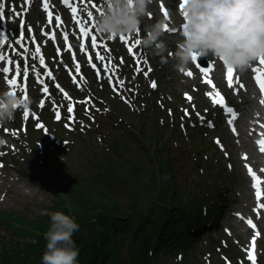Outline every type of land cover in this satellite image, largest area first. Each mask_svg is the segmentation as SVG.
I'll list each match as a JSON object with an SVG mask.
<instances>
[{"label": "clouds", "instance_id": "1", "mask_svg": "<svg viewBox=\"0 0 264 264\" xmlns=\"http://www.w3.org/2000/svg\"><path fill=\"white\" fill-rule=\"evenodd\" d=\"M152 3L153 0H107L96 28L108 37L136 33ZM182 15L183 38L172 54L181 72L193 63V54L218 58L238 72L246 71L264 55V0H186ZM144 32L142 45L161 56V63H167L164 54L168 49L161 39L163 22L146 25ZM21 103L17 95L0 91V124L11 121ZM50 216L42 264H79V249L72 239L79 225L63 212Z\"/></svg>", "mask_w": 264, "mask_h": 264}, {"label": "trees", "instance_id": "2", "mask_svg": "<svg viewBox=\"0 0 264 264\" xmlns=\"http://www.w3.org/2000/svg\"><path fill=\"white\" fill-rule=\"evenodd\" d=\"M92 162L102 164L97 159ZM152 170L155 171L153 166ZM59 176L53 171H46L44 175L47 184L58 182ZM112 176H115L114 171L105 174L107 180L103 183L90 181L85 186L81 179H68L70 188L68 186L62 192L52 188L50 209L72 216L79 225L72 239L79 249L78 261L82 264H139L140 251H144L158 225L156 215L143 209L135 194L131 195L130 188V197L117 201ZM149 186L155 188L151 181ZM165 210L170 212L167 208ZM50 214L33 221L13 214L4 216L3 222H7L17 236L27 235L34 240L21 243L18 238H6L0 246V264H42L47 243L44 233L50 228ZM144 228L148 232L137 240ZM125 249L129 250L127 257L120 258Z\"/></svg>", "mask_w": 264, "mask_h": 264}, {"label": "snow or ice", "instance_id": "3", "mask_svg": "<svg viewBox=\"0 0 264 264\" xmlns=\"http://www.w3.org/2000/svg\"><path fill=\"white\" fill-rule=\"evenodd\" d=\"M60 3L65 5L67 8H70L71 10V20L74 21V26H78V51L81 53H85L86 55V63H89L93 68H97L98 66L94 62V60L99 61H105L107 60V63L103 67V72L105 74H109V80H116L118 84L123 87L124 86V80L122 77L117 76L118 66L113 63L111 59L106 57L103 53L109 52L110 49L108 47V44L103 43L100 41V38L98 35L93 34V31L95 30L97 33L99 32L96 28V22L97 18L93 16L92 11H89V4H91V7L95 9L99 15L103 14V10L105 7V4L107 0H96L95 3H91V0H88L87 3H85V0H81V4L83 5V11L87 13V20H81L78 7L73 6L71 0H59ZM25 3L30 6H35V0H25ZM175 3L178 5L179 10L183 13V9L186 3V0H175ZM99 5V7L97 6ZM42 7L43 10L47 13V23L49 25H54L56 28L61 27L65 24V21L62 20V18L59 15H56L53 18V11L50 8L49 0H42ZM5 5L3 3V0H0V21H3L5 19V11H4ZM161 11H163L164 16L167 18L169 15L168 9L165 8L163 4L160 6ZM12 13L16 17H20L22 15H26V11L17 12L15 8L11 9ZM186 15V14H185ZM149 18H151V14H149ZM11 19V17H10ZM92 23V27H88V23ZM185 27V23L183 22L182 28ZM19 31L16 33L18 39H14L13 37L9 36L7 33L0 31V79L4 80L6 82L7 87L10 89L8 93L10 95H16L17 90H19L23 94V99L21 100L22 103L20 106H23V119L29 120V119H35L36 120V127H39L41 131H44V125L39 122L38 117L35 115L34 112L30 113L29 106L27 103H24L25 101L29 100V92H30V81L32 80V77L30 75L29 69H32L33 72H35L36 64H35V57H39V64L41 66H45V58L41 54V48L39 45L36 46L34 53H29V50L27 47H25V41L28 39H31L33 43H35V36L31 35L29 37L25 36V31L28 33H32V27L30 25H26L24 20L21 19L20 23L18 25ZM165 32H175L176 29H169L168 25L164 26ZM140 29L136 32L135 35L133 33H130L129 35L121 34L119 36L113 35L111 37H108L109 40H119L123 41L124 43H128L129 40H134V43L130 44L128 47V52L131 54H135L133 50L135 49L137 52L140 51L138 46L141 44V40L136 38V36L139 35ZM56 33L53 31L49 39L55 40ZM63 39L66 44L67 51L72 53V59L76 60V53L72 52L73 45L69 43V35L67 32L63 33ZM100 41V42H98ZM12 48V54H7V49ZM89 49H99L98 51H95L93 55H88ZM19 50V51H18ZM59 53V49H57ZM29 55L33 57V59L29 60ZM198 58L195 54H193V62L195 63L196 67L204 73L205 79L204 83L210 85L213 89L216 88V85L214 84L213 79L209 77V73L213 70L209 66V62L206 66L202 65L199 62ZM208 58V57H207ZM222 59V58H221ZM147 62V61H144ZM120 64H124L123 59L121 58ZM223 65L226 67V80L227 85L230 89H244L245 85L240 81V78L238 76H235V69L232 68L230 65H227L226 62L223 63ZM259 65L260 67H254L252 68V71L255 73L254 79L255 82L260 90V93L262 96H264V55H262L259 58ZM75 71L77 73L81 72V65L80 63H76ZM136 73H142L145 76H148L151 72V68L144 70L141 67L140 60H136V67H135ZM46 76L52 79H55L53 71L48 70L46 71ZM97 75H99V69L97 71ZM187 76H192L193 73L191 71H188L185 73ZM36 80L34 81L38 85H43L42 88H37V91H41L44 94H49L50 89L47 84L44 83L43 79H41V73L35 72ZM83 79V76L80 77ZM56 87L60 89V86L57 84ZM151 87L155 89L157 87V83L153 81L151 83ZM63 91V89H60ZM131 90V89H130ZM212 101V103L216 106H221L224 111H226L230 118L228 119V124L232 127V131L236 133V128L234 126V121L238 118V114L235 112V110L228 106L226 104L225 97L218 91L215 90L213 92L206 93ZM64 96L66 99H70L67 93H64ZM188 100H191L192 98L190 96H186ZM126 102H127V98ZM39 105V107L42 109L45 107L46 101L44 99H35L34 101ZM261 104H264V99L261 100ZM56 111H55V118L56 120H61V111L58 102H54ZM87 110V109H86ZM67 113H72L73 115L69 116L70 123H66V128H72L73 125L76 124L77 118L74 115L75 108L72 105L66 106ZM185 114L188 115L187 110H185ZM94 119V118H93ZM209 126L211 123H209ZM259 127L264 128V124H260ZM19 131V130H17ZM16 133H13L15 135ZM260 135V139L256 141L259 150L264 153V132L257 133ZM3 143V141H2ZM216 143H220L219 140L216 141ZM244 159H247V156L245 155L243 157ZM247 168V171L250 175V177L253 180V188L255 189V197L257 200V208L254 209L259 214V210L264 208V203H259L262 198H264V189H262L261 185L264 184V180H262L257 173L251 168L249 165H245ZM4 167L2 163H0V168ZM261 171H264L262 169ZM243 219V217H241ZM246 223L252 227L253 229L256 228L255 224L251 219H248ZM259 236V232L257 231L251 241V247L248 249V259L251 261V264H257L256 262V256H255V240L256 237Z\"/></svg>", "mask_w": 264, "mask_h": 264}, {"label": "rangeland", "instance_id": "4", "mask_svg": "<svg viewBox=\"0 0 264 264\" xmlns=\"http://www.w3.org/2000/svg\"><path fill=\"white\" fill-rule=\"evenodd\" d=\"M167 70L168 71L171 70L170 63H169V66L167 67ZM161 86L167 89H172V90H176L178 88L183 87L182 85H179V84H175L172 86V84H170L169 82H167L166 84L163 83L161 84ZM16 117L17 115L15 114L14 118ZM103 117L105 121L108 123V128L114 131L120 140H123L129 143L130 149L133 148L135 150V153H136L135 158L138 160V162L144 159L143 161L145 163H148V161L143 157L144 150L147 148L136 147L134 146V144H132L131 142L125 139V137L123 136L121 132V128L123 126L122 122H119V120L114 116L113 112L110 110L109 113H107L106 116H103ZM143 120L146 122V118ZM133 131L135 133V136L138 137L139 136L138 129H134ZM161 138L164 139L165 135H163L162 132L158 131V139H161ZM158 139L153 140V142L151 143V140L149 138V145L157 143ZM77 142L81 145L85 143V141L82 140V138L80 137L77 138ZM167 142L169 145L168 140ZM85 145H87V147L84 148V151L85 149L89 147H93L89 145L87 142L85 143ZM27 152H29V150ZM33 152L29 154H25V153L24 154L26 156L32 157ZM20 156L21 155H19L17 158H13L16 161V164L15 166L12 167V169L16 171V174L12 178L11 183L9 184L8 187H3V189L0 190V210L6 211L7 213L13 212L17 216H24L26 219L35 220L37 218H41L44 214H47L50 212L53 199L51 195L45 189L40 190L37 187L38 180H32L28 178L27 174L29 172V169L27 168L25 161L24 160L21 161L22 159L20 158ZM78 161H82V160L79 159ZM32 173L34 175H37L38 173L37 169H33ZM71 173L73 172L72 171L69 172V174ZM224 175L228 176V182L226 184L228 187V190L234 191L235 189H238L244 185L243 181L240 179V176L238 174L232 175L229 173V175L228 174H224ZM144 178H146L145 175H144ZM54 187L57 190L61 189V185H59L58 182H56ZM3 191H4V194H1L3 193ZM143 208L149 209L150 205L144 204ZM2 234H5L6 237H12L14 239L18 237L15 233L11 232L8 226H4L0 224V241L3 239L1 238ZM19 238L22 241L34 240L33 237L29 238V237L20 236ZM196 241L197 239L191 245H188L186 247L187 251H186V257H185V264H195L196 263V262L194 263V254H193ZM169 254L170 253L162 256V259H161L162 262H165L168 260ZM157 255L160 256L159 253ZM154 259H155V262L151 264H160L161 261L158 258H154Z\"/></svg>", "mask_w": 264, "mask_h": 264}, {"label": "bare ground", "instance_id": "5", "mask_svg": "<svg viewBox=\"0 0 264 264\" xmlns=\"http://www.w3.org/2000/svg\"><path fill=\"white\" fill-rule=\"evenodd\" d=\"M32 32H40V31H37V29H32ZM192 77H195V76H190V77H187V78H177V82L182 84V86H184L185 84H188L190 85V87H194V84H193V79ZM198 85V84H197ZM170 87V85H169ZM196 90H199V91H202V92H206V90L204 88L202 89H198V86H197V89ZM196 93V92H195ZM201 99V98H200ZM197 100V99H196ZM198 101V100H197ZM202 101V99L200 100ZM31 132V131H30ZM53 163L52 160H49L47 164H51ZM46 168V170H48L49 167H44ZM52 188H53V185L49 186L46 188V191L51 195V191H52ZM173 214H177V212H173ZM220 215V214H219ZM184 217V214H179V218H183ZM221 217V216H220ZM168 240H171L170 238V235L168 234L167 236ZM236 258H238L237 256H235Z\"/></svg>", "mask_w": 264, "mask_h": 264}]
</instances>
